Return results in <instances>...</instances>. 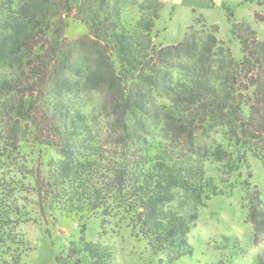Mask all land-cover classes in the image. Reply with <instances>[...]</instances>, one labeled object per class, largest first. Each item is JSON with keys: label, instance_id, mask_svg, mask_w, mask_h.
I'll return each mask as SVG.
<instances>
[{"label": "trees", "instance_id": "trees-1", "mask_svg": "<svg viewBox=\"0 0 264 264\" xmlns=\"http://www.w3.org/2000/svg\"><path fill=\"white\" fill-rule=\"evenodd\" d=\"M119 1L0 0V252L13 264L27 244L16 227L48 210L103 225L117 218L174 263L193 250L197 213L186 204L225 194L247 151L264 165V39L229 14L239 58L219 26L200 18L202 33L190 25L181 40L157 43L161 0H142L134 19ZM256 1L264 22V0ZM70 17L88 27L74 40L65 36ZM34 146L56 155L29 167ZM244 185L260 244L264 198ZM82 239L72 255L110 264L107 247ZM229 244L237 246L224 237Z\"/></svg>", "mask_w": 264, "mask_h": 264}, {"label": "rangeland", "instance_id": "rangeland-1", "mask_svg": "<svg viewBox=\"0 0 264 264\" xmlns=\"http://www.w3.org/2000/svg\"><path fill=\"white\" fill-rule=\"evenodd\" d=\"M142 0H120L122 15L127 19L139 17V4ZM163 8L161 17L156 22L157 43L170 44L182 39L188 26L202 33L200 18L204 24L213 23L219 26L217 37L224 41L239 58L240 45L229 32L231 21L247 22L257 32L260 40L264 39V22L257 21L255 11L262 8L256 0H161ZM189 3L205 5L210 8L192 11ZM200 7V6H199ZM201 8V7H200ZM200 11V12H199ZM231 21H228V15ZM88 31L81 20L68 19L65 36L74 40ZM28 165L32 167L41 158L46 161L56 153L51 148L29 147L26 150ZM245 162L230 174L229 181L223 186L225 194L202 198L194 208V203L186 204L188 212L195 211L196 219L192 222L188 240L193 250L190 255L183 256L174 263H168L164 254H155L146 241L138 239L124 221L112 218L104 225L98 218L67 217L57 210H48L44 220L36 213L33 216L41 221L22 222L16 227V232L27 241L20 264H88L85 253L72 255L71 248H81L83 239L98 242L112 252L110 264H256L258 255L264 248V242H253L252 225L246 219L244 205L245 185L257 187L264 198V165L253 153H245ZM232 186V187H229ZM29 209H35L36 197L29 195ZM27 202L26 200H23ZM105 232V233H104ZM224 237L237 244L236 247L224 245ZM231 243V242H230ZM59 257L60 262L56 259ZM6 260V262H5ZM8 254L0 252V264H13Z\"/></svg>", "mask_w": 264, "mask_h": 264}, {"label": "crops", "instance_id": "crops-1", "mask_svg": "<svg viewBox=\"0 0 264 264\" xmlns=\"http://www.w3.org/2000/svg\"><path fill=\"white\" fill-rule=\"evenodd\" d=\"M189 6L191 7V10H192V11H198V9H199V10H203L202 8H204V9H209V8H210V6H209L207 3H205V5H204V4H203V5H198V6H197L198 8L195 7V6H196L195 3H189ZM199 6H200L201 8H200ZM199 12H200V11H199Z\"/></svg>", "mask_w": 264, "mask_h": 264}]
</instances>
